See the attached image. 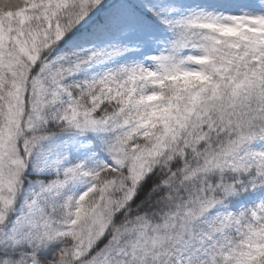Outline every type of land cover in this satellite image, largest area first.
I'll list each match as a JSON object with an SVG mask.
<instances>
[{
    "label": "snow or ice",
    "instance_id": "6c2138e0",
    "mask_svg": "<svg viewBox=\"0 0 264 264\" xmlns=\"http://www.w3.org/2000/svg\"><path fill=\"white\" fill-rule=\"evenodd\" d=\"M0 264H264V0H0Z\"/></svg>",
    "mask_w": 264,
    "mask_h": 264
}]
</instances>
